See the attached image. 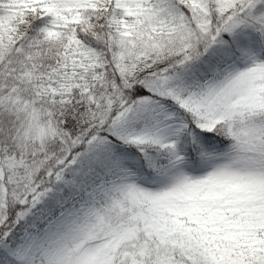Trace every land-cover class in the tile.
Here are the masks:
<instances>
[{"label": "snow or ice", "instance_id": "obj_1", "mask_svg": "<svg viewBox=\"0 0 264 264\" xmlns=\"http://www.w3.org/2000/svg\"><path fill=\"white\" fill-rule=\"evenodd\" d=\"M0 264H264V0H0Z\"/></svg>", "mask_w": 264, "mask_h": 264}]
</instances>
